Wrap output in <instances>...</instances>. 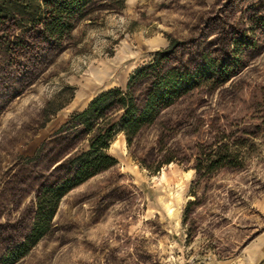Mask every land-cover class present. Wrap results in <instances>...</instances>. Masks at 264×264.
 Segmentation results:
<instances>
[{"label": "rangeland", "instance_id": "1", "mask_svg": "<svg viewBox=\"0 0 264 264\" xmlns=\"http://www.w3.org/2000/svg\"><path fill=\"white\" fill-rule=\"evenodd\" d=\"M31 47L0 51V256L29 232L38 189L87 149L70 117L168 51L172 66L230 78L195 87L129 146L116 132V164L65 194L15 264H264V0H94L62 47ZM226 145L238 166L197 172Z\"/></svg>", "mask_w": 264, "mask_h": 264}, {"label": "trees", "instance_id": "2", "mask_svg": "<svg viewBox=\"0 0 264 264\" xmlns=\"http://www.w3.org/2000/svg\"><path fill=\"white\" fill-rule=\"evenodd\" d=\"M94 0H0V51L10 60L31 54V45L62 47L78 22L86 17V9ZM174 41H170L173 47ZM200 66L191 71L172 66L168 51H157L154 58L139 67L127 80L125 88H110L94 96L82 111L70 117L72 127H83L87 149L71 160L73 171L60 181L42 185L35 195V212L31 228L18 243L5 249L0 264H15L24 257L52 227L60 200L74 187L116 164L107 149L116 132L124 133L126 142L133 143L137 135L153 125L160 113L177 103L195 87L213 82L220 84L223 68L216 65L214 72ZM136 84H146L141 97L134 93ZM65 103V102H64ZM64 103L51 111L61 108ZM214 151V155H215ZM238 157L225 153L216 155L197 172L210 171L213 166H238ZM167 159L162 163H169Z\"/></svg>", "mask_w": 264, "mask_h": 264}]
</instances>
